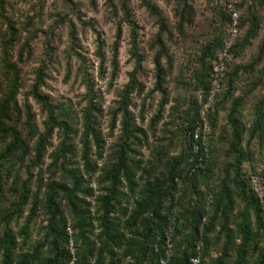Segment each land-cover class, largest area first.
<instances>
[{"label": "trees", "instance_id": "trees-1", "mask_svg": "<svg viewBox=\"0 0 264 264\" xmlns=\"http://www.w3.org/2000/svg\"><path fill=\"white\" fill-rule=\"evenodd\" d=\"M108 1L115 5L114 0ZM73 2L70 0V5ZM141 3L158 27L150 44L153 88L147 91L139 77L144 73L146 58L131 0H120L115 9L116 16L121 12L122 18L117 23L110 59L96 26L84 23L97 35L96 57L102 79L110 63V89L120 73L124 24L130 29L129 53L134 69L128 83L116 91L107 112L105 96L85 67L86 59L75 52L81 47L77 24L67 13H55L54 27L68 26V55L73 52L78 56L79 74L86 88L85 107L81 128L76 129L73 105L55 102L42 92L48 66L43 62L29 91L46 115L44 130L40 131L31 104L21 105L18 99L23 87L18 62L31 56L33 40L22 43L18 61H13L12 51L21 43V31L5 13L9 1L0 0V18L6 26L0 39V264H72L71 241L75 264H159L169 239L173 246L171 264H194V258H199L200 264H264V203L250 180L251 173L264 179V166L253 167L248 175L243 170L245 162L255 161L257 149L253 145L257 144L258 152L264 155V93L258 91L264 85V39L250 62L230 64L258 39L264 0H227L226 5H208L218 14V22L212 23V32L202 44L197 42L200 46L191 79L179 81L185 89H191L189 92L200 91L203 101L176 97L169 111L173 98L168 83L176 64L171 46L178 38L174 31L186 37L195 23L196 10L191 0H181L173 8L172 21L151 0ZM234 12L239 15V37L227 62L223 90L204 123L202 110ZM43 33L47 37L50 34ZM47 49L51 61L53 48L48 45ZM242 72L249 75V85L243 94L235 96ZM134 95L142 99L138 114L133 110ZM155 96L159 97L157 108L148 126L143 127L146 113L152 109L149 102ZM250 103L254 106L253 120L247 125L242 111ZM221 108L227 116L226 124L219 128ZM106 114L110 117L108 135L101 128ZM178 121L181 125L177 131H171L170 124ZM117 127L119 136L107 149L108 138H114ZM198 128L201 139L196 142ZM207 129L212 134L208 144L204 140ZM55 134L59 144L49 155L51 163L46 170L50 176L45 179L43 167ZM183 134L187 148L172 153L174 139ZM151 137L157 138V145L152 156L144 159L142 148ZM216 138L226 145L223 166L216 156ZM41 214L46 222L44 234L33 243L31 230ZM22 219L24 223L16 230L14 224Z\"/></svg>", "mask_w": 264, "mask_h": 264}, {"label": "rangeland", "instance_id": "rangeland-1", "mask_svg": "<svg viewBox=\"0 0 264 264\" xmlns=\"http://www.w3.org/2000/svg\"><path fill=\"white\" fill-rule=\"evenodd\" d=\"M9 6L6 9V15L13 19L18 29L21 31L20 40L21 43L16 46L12 51L13 61H18L19 51L21 45L28 38L32 39V54L29 58H25L24 62H18L22 70V83L23 87L20 90L18 96L21 105L29 102L32 106L35 122L40 131L44 130V122L46 120V115L42 112L41 106L36 103V101L29 96V91L31 86L34 84L36 79V73L43 62H47L46 69V86L42 88L44 94H48L52 97L55 102H67L73 105V109L77 115L76 129L81 128V115L85 107L84 94L86 93V88L79 74V61L78 56L72 52L68 55L70 42H69V30L67 24L59 25L54 27V15L55 13H67L71 17L78 27L79 38L81 41V47L76 48V53H79L83 58L86 59L85 67H87L89 73L95 79L97 88H99L105 96L104 109L107 112L109 107L113 105L115 99V93L129 81V74L134 69V62L131 59L129 49H130V29L124 24V32L122 38V46L120 49L119 62H120V73L118 79L114 83L113 89L109 88L110 78H111V68L110 63H108V72L105 78L102 79L99 75V61L96 57L97 53V35L89 26L84 25V23H92L96 26L97 30L101 33L102 38L106 43V55L110 59L112 46L115 42V37L117 33V23L122 18L121 12L116 16L115 9L120 6V0H114L115 5L109 4L108 0H72L74 1L73 6L70 5V0H8ZM153 3L157 4L164 14L173 21V11L174 7L179 4L181 0H151ZM194 8L196 10L195 23L192 27L188 28L186 32V37H179V33L174 31L175 36H177V41L172 43V52L174 53V58L176 61L175 69L169 77V89L172 95L173 102L168 106V111L175 102L176 97L194 98L203 101V96L200 91L185 89L183 85L179 83L181 79H191L192 71L195 68V55L198 53L197 45L200 46L211 34L212 23L218 22V14L209 10V3L207 0H191ZM239 1V0H236ZM134 18L140 26V40L141 46L143 47V52L145 54L144 62V73L140 74L139 77L141 81L146 85L147 91L151 90L154 85V65H153V53L150 51V44L154 36L158 31L155 18L149 13V11L141 3V0H131L130 5ZM75 13V15H74ZM260 16L262 18V26L259 31L258 39L253 41V44L248 47V49L238 58H233L231 61L235 65L246 64L252 60L254 53L259 47V43L264 39V10L261 11ZM81 18V20L79 19ZM33 20V23L30 22ZM52 26V27H51ZM51 27V28H50ZM247 26L242 28V35H245ZM6 26L3 24V20L0 18V39L4 37V32ZM52 30V32H50ZM43 31H48L50 34L48 37L43 33ZM200 44H197V42ZM51 45L53 48V60H49L47 53H49L47 46ZM234 65V66H235ZM181 73L183 75L181 76ZM0 79L3 80V74L0 70ZM249 75L241 73L238 78V90L235 96L243 94V91L249 85ZM259 92L264 93V85L258 88ZM133 110L138 114L142 99L134 95ZM159 97L155 96L150 100V105L152 109L146 113V121L143 127H147L150 118L152 117L155 109L157 108V103ZM229 105V104H228ZM253 104L250 103L242 111L244 116V121L248 125L253 120ZM187 106H185V109ZM168 114V112H167ZM227 111H219L218 120L219 128L226 124ZM139 121V119H138ZM119 124V123H118ZM181 125L178 121L176 124L171 123L169 129L171 131H177V127ZM101 128L105 135H108L110 129V117L108 114L104 116L101 120ZM119 127L115 130L114 138H108L106 148H110V144L119 136ZM218 133V132H217ZM164 134H161V136ZM210 129L205 132L204 140L208 144L209 137L211 136ZM162 136V138H163ZM34 143H32L33 145ZM53 146L48 149V154L45 160V165L43 167L45 172V179H48L50 173L46 170L48 165L51 163L49 155L55 150L59 144V137L57 134L54 135L52 139ZM76 144H79V139H76ZM157 145V138L151 137L149 143H146L142 148V153L144 159H149L152 156L154 147ZM217 152L221 165L226 164L225 157V147L226 145L219 142L216 138ZM253 147L255 152V161L245 162L243 165V170L245 174H250L255 169H262L264 166V155L258 152L260 147L255 144ZM187 148V141L183 136H178L173 141V151L172 153H180L182 150ZM80 149V146H79ZM108 154V151H107ZM38 173V171H36ZM21 175L25 177V170H21ZM58 179L61 177L59 173L57 175ZM35 190V187H34ZM24 223V219L14 224L16 230ZM44 222V216L41 214L36 224L32 227V242L37 243L42 239L44 232L42 231Z\"/></svg>", "mask_w": 264, "mask_h": 264}, {"label": "built area", "instance_id": "built-area-1", "mask_svg": "<svg viewBox=\"0 0 264 264\" xmlns=\"http://www.w3.org/2000/svg\"><path fill=\"white\" fill-rule=\"evenodd\" d=\"M210 6H216V5H226L227 0H207ZM229 7L232 8V4H229ZM232 22L233 25L229 31V34L225 40L224 48L222 52L219 54L218 62L216 63L214 67V73H213V79H212V86L210 89V92L208 94L207 100L204 103V107L202 110V121L205 123L207 113L211 109L212 105L215 103L218 95L223 90V80L225 78V74L227 71V62L231 59V50L233 46L235 45L238 37H239V15L238 13L234 12L232 14ZM207 125V124H206ZM201 139V128H198L195 133V140L196 142H199ZM195 151H198L199 147L197 144L194 145ZM250 180L253 185V189L257 196L261 199V202L264 203V179L261 175L251 173L250 174ZM95 186V185H94ZM69 231H71L69 227ZM172 243L171 240H168V250L166 254L161 258L159 264H171V249H172ZM69 249L73 255V261L72 264H75L76 261V251H75V245L71 241L69 245ZM194 264H200L199 258L193 259Z\"/></svg>", "mask_w": 264, "mask_h": 264}]
</instances>
